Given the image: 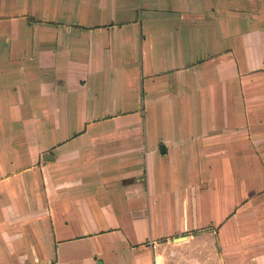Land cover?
Segmentation results:
<instances>
[{
	"label": "crops",
	"instance_id": "obj_1",
	"mask_svg": "<svg viewBox=\"0 0 264 264\" xmlns=\"http://www.w3.org/2000/svg\"><path fill=\"white\" fill-rule=\"evenodd\" d=\"M176 252L264 264V0H0V264Z\"/></svg>",
	"mask_w": 264,
	"mask_h": 264
},
{
	"label": "rangeland",
	"instance_id": "obj_2",
	"mask_svg": "<svg viewBox=\"0 0 264 264\" xmlns=\"http://www.w3.org/2000/svg\"><path fill=\"white\" fill-rule=\"evenodd\" d=\"M196 255H198V253H196L195 256ZM175 256H176L175 257V262H173L172 264H187L186 262L183 261V255H182L181 252H176V255ZM194 259L195 260L193 261L192 264H198V257L196 256V258L194 257Z\"/></svg>",
	"mask_w": 264,
	"mask_h": 264
},
{
	"label": "water",
	"instance_id": "obj_3",
	"mask_svg": "<svg viewBox=\"0 0 264 264\" xmlns=\"http://www.w3.org/2000/svg\"><path fill=\"white\" fill-rule=\"evenodd\" d=\"M185 238H181V239H177L176 241H182L184 240ZM98 264H102L101 262H99Z\"/></svg>",
	"mask_w": 264,
	"mask_h": 264
},
{
	"label": "built area",
	"instance_id": "obj_4",
	"mask_svg": "<svg viewBox=\"0 0 264 264\" xmlns=\"http://www.w3.org/2000/svg\"><path fill=\"white\" fill-rule=\"evenodd\" d=\"M138 176L140 177L141 176V173H138Z\"/></svg>",
	"mask_w": 264,
	"mask_h": 264
}]
</instances>
